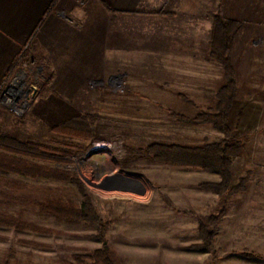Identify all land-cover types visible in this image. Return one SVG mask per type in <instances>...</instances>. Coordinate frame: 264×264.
Instances as JSON below:
<instances>
[{"label": "rangeland", "instance_id": "1", "mask_svg": "<svg viewBox=\"0 0 264 264\" xmlns=\"http://www.w3.org/2000/svg\"><path fill=\"white\" fill-rule=\"evenodd\" d=\"M193 3L194 9H216L213 0ZM247 25L251 46L236 62L238 93L228 124L242 143V152L233 163V182L248 176V186L244 192L222 199L198 187L202 182L218 181L216 173L163 164L141 155L142 147L150 142L189 145L217 140L222 134L211 124L185 123L171 117L167 104L156 105L151 96L129 88L126 77L119 73L109 83L106 79L89 89L82 98L57 97L48 90L49 73L43 60L18 61L19 56L27 54L29 41L17 50V59L10 60L9 65L19 63L1 82L5 81L0 91V132L73 152L71 164L63 166L82 179L99 216L110 222L106 237L118 264H264V18L253 15ZM22 61L32 62L31 70L25 67L28 73L22 88L33 84L35 93L29 98L19 94L13 104H6L3 92L12 83L6 79L23 71ZM208 84L206 91H197L204 96L192 93L187 96L192 101L174 112L191 117L200 110H211L217 85L213 81ZM81 115L88 118L94 130L92 138L70 137L52 130L56 124ZM113 170L139 179L145 193L107 191L83 179L98 182ZM21 192L80 202L71 183L0 174V212L43 228L14 229L0 224V264L10 249L12 264H94L87 258L80 263L74 257L100 247L92 227L58 221L40 213L31 203L21 204L17 201ZM164 196L174 208L192 213L185 215L167 208ZM221 206L225 213L215 235V256L189 248L200 243L197 216L216 212ZM249 253L259 257L245 255Z\"/></svg>", "mask_w": 264, "mask_h": 264}, {"label": "crops", "instance_id": "2", "mask_svg": "<svg viewBox=\"0 0 264 264\" xmlns=\"http://www.w3.org/2000/svg\"><path fill=\"white\" fill-rule=\"evenodd\" d=\"M193 1L0 0V91L16 66L10 60L29 41L19 58L43 60L48 90L57 97L82 98L117 73L168 112L184 109L192 93L204 96L197 91L211 81L215 96L223 69L210 57L212 15L242 22L231 54L236 81L237 59L251 46L247 23L253 15L264 18V0H213L214 11L194 9Z\"/></svg>", "mask_w": 264, "mask_h": 264}, {"label": "trees", "instance_id": "3", "mask_svg": "<svg viewBox=\"0 0 264 264\" xmlns=\"http://www.w3.org/2000/svg\"><path fill=\"white\" fill-rule=\"evenodd\" d=\"M52 7L48 8L50 11ZM242 22L226 18L219 14L212 15L210 31V57L221 64L223 69L222 84L217 90L216 100L211 110H200L193 116H185L176 112H169L171 117L181 122L193 124H211L221 132L217 140L203 144H179L150 142L143 146L142 156L153 161L196 168L206 172L216 173L219 180L216 182H202L198 187L210 190L222 199L226 196L244 192L248 186V176L233 182V163L242 152V143L236 139L235 132L228 124V117L238 88L235 81V70L231 54L233 42ZM184 98V97H183ZM189 100L188 98H184ZM58 134L70 137L94 136V130L89 125L85 115L69 118L52 127ZM73 152L69 148L56 147L32 141H21L9 134L0 132V174H17L25 177H40L74 185L80 202L54 196H36L20 193L17 201L21 204H33L40 213L50 215L58 221L68 224H82L95 230V237L100 241V247L86 254H75V259L80 263L86 258L94 264H118L115 252L111 249L106 232L110 222H104L99 216L92 202L90 192L75 171L63 165L71 164L70 157ZM52 163V164H49ZM16 184V182H12ZM16 195V194H14ZM17 196V195H16ZM15 199L16 197L13 196ZM163 201L167 208L177 213L190 215V211L174 208L172 202L166 197ZM225 213L223 206L216 212L205 216H197V231L200 243L189 246L191 249H203L210 256H215V235L219 221ZM0 224L19 228H32L41 230L31 222L24 221L19 216L6 215L0 212ZM246 256H258L245 254ZM259 257V256H258ZM13 250H9L2 264H12ZM64 264H73L65 261Z\"/></svg>", "mask_w": 264, "mask_h": 264}, {"label": "water", "instance_id": "4", "mask_svg": "<svg viewBox=\"0 0 264 264\" xmlns=\"http://www.w3.org/2000/svg\"><path fill=\"white\" fill-rule=\"evenodd\" d=\"M99 176L100 174H96V177ZM83 179L87 181L85 177H83ZM90 184L107 191L117 190L139 195H143L145 193V187L139 179L124 175L116 170L106 174L98 182H91Z\"/></svg>", "mask_w": 264, "mask_h": 264}, {"label": "built area", "instance_id": "5", "mask_svg": "<svg viewBox=\"0 0 264 264\" xmlns=\"http://www.w3.org/2000/svg\"><path fill=\"white\" fill-rule=\"evenodd\" d=\"M18 61H20L19 58H18ZM22 62H21V64L23 67V71L16 73L14 76H12V74H10L9 77L6 79L7 82L12 80V83L7 87L6 91L3 92L4 103H6V104H13L16 96L19 94L24 93V96L26 98H29V97H31V95H33L35 93L36 88L33 84H31L26 90L22 88L23 83H24L23 78H25L27 76V73H28L26 71L25 67H28L29 70H31V65H32V62H29V63H27V62L22 63ZM18 63L19 62H16L15 65H17ZM4 83H5V81L3 82V84ZM118 87H120V86H118Z\"/></svg>", "mask_w": 264, "mask_h": 264}, {"label": "bare ground", "instance_id": "6", "mask_svg": "<svg viewBox=\"0 0 264 264\" xmlns=\"http://www.w3.org/2000/svg\"><path fill=\"white\" fill-rule=\"evenodd\" d=\"M86 179H87V178H86ZM87 181L91 183V181H90L89 179H87Z\"/></svg>", "mask_w": 264, "mask_h": 264}]
</instances>
